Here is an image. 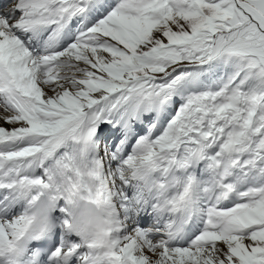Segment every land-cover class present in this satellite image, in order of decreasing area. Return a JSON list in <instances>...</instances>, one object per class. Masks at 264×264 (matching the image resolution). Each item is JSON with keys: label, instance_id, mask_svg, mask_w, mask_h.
<instances>
[{"label": "snow or ice", "instance_id": "1", "mask_svg": "<svg viewBox=\"0 0 264 264\" xmlns=\"http://www.w3.org/2000/svg\"><path fill=\"white\" fill-rule=\"evenodd\" d=\"M0 264H264V0H0Z\"/></svg>", "mask_w": 264, "mask_h": 264}, {"label": "clouds", "instance_id": "2", "mask_svg": "<svg viewBox=\"0 0 264 264\" xmlns=\"http://www.w3.org/2000/svg\"><path fill=\"white\" fill-rule=\"evenodd\" d=\"M89 208L90 206L88 205H81L80 210L77 212V217L81 225L86 229H90L91 227H93V222L90 218Z\"/></svg>", "mask_w": 264, "mask_h": 264}]
</instances>
